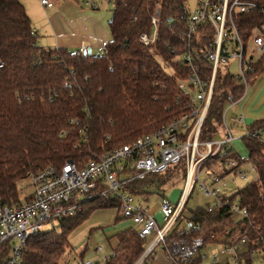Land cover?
Listing matches in <instances>:
<instances>
[{"label": "trees", "instance_id": "trees-1", "mask_svg": "<svg viewBox=\"0 0 264 264\" xmlns=\"http://www.w3.org/2000/svg\"><path fill=\"white\" fill-rule=\"evenodd\" d=\"M113 15L109 21L110 40L98 55L70 52L64 49H44L37 45V36L21 0H0V201L5 206L19 202V184L31 173L48 166L60 167L65 161L85 163L95 156L112 151L155 132L162 125L189 113L187 98L176 79L163 66L177 71L181 66L166 45L177 50L179 7L185 0H110ZM254 2L258 9L235 16V26L246 45L250 32L264 25V0ZM159 9L158 40L152 47L140 44L139 36L151 32L150 18ZM264 34V29H261ZM203 40L195 43L201 47ZM209 77L210 64L198 62ZM247 74L255 78L264 72V53ZM67 83V86H64ZM242 86L227 74L218 71L207 114L198 140L200 143L219 139L227 96L241 97ZM74 120L78 124H71ZM88 142L82 152L72 143L79 132ZM246 152L241 157L231 144L224 157L239 164L251 160L256 175L243 188L229 195L226 207L197 208L191 217L183 210L172 231L176 239H203L204 247L215 244V236L224 228H239L248 234L249 245L238 250V261L253 264L249 259L264 237V118L247 127L240 138ZM209 165V164H208ZM183 164L169 168L164 174L151 175L160 185L172 182L173 175L182 173ZM228 172L225 171L222 176ZM172 180V181H171ZM140 182L125 187L133 195L140 193ZM101 184L92 192L95 197L82 203L71 217L58 221L56 228L28 238L23 246L21 264H64L71 254L69 237L92 214L117 209L116 221L123 220L115 199L101 195ZM237 200L247 209V217H234L229 204ZM198 225L187 234L180 223ZM260 226L254 230V225ZM117 245L103 264H135L142 256L145 241L132 227L115 235ZM8 243L0 244V264L9 253ZM82 251L78 256L83 263ZM151 255L143 263L150 261ZM197 258L193 264H201Z\"/></svg>", "mask_w": 264, "mask_h": 264}, {"label": "built area", "instance_id": "built-area-1", "mask_svg": "<svg viewBox=\"0 0 264 264\" xmlns=\"http://www.w3.org/2000/svg\"><path fill=\"white\" fill-rule=\"evenodd\" d=\"M74 1L97 8L92 0ZM187 2L185 0L179 7L176 25L180 54L176 55L177 50L170 45H166V48L177 57L181 66L170 74L176 78L181 93L187 98L189 113L171 120L153 133L97 155L83 164L65 161L60 167L48 166L29 174L25 180L31 193L25 201L15 202L10 206H5L0 201V244L9 245L4 264H21L20 255L28 238L55 228V223L63 218L74 216L82 203L95 197L92 192L98 184L104 188L102 196L107 200L118 201L121 218L137 229L141 240L145 241L153 236V242L135 264H142L158 245L165 252L169 264H193L197 258H201L203 264L207 260V254L202 252L205 247L201 237L184 241L174 238L172 231L196 188L204 197L212 200L206 204L211 212L214 208L226 207L229 195L233 193L223 190L225 177L231 176L244 181L248 173L256 175L255 165L251 160H246L243 164L229 157L212 161L216 157L226 156L234 140L224 122L228 106L223 114L222 127L224 126L225 133L222 137L219 135V139L204 143H200L198 137L210 105L217 72L229 75L238 86H242L239 100L245 98L250 84L247 78L250 66L264 53V34L260 28H254L245 45L235 26L236 15L258 9L254 2L193 0L192 8L188 7ZM40 3L47 8L52 6L47 0H40ZM261 8L264 13V4ZM158 17L159 9H156L150 18L151 32L139 36V42L143 46L152 47L156 44ZM200 40H203V45L195 47V43ZM250 45L254 47L252 51L249 49ZM200 61L210 64L207 78L198 64ZM235 101V96L229 93L227 103L233 105ZM236 122L245 125L244 114H238ZM70 123L78 124L74 120ZM79 136L71 146L81 153L88 138L82 131ZM180 163L183 164V171L178 175L183 174V188L176 202H171L165 195L160 196L162 225L159 226L155 215L150 214L146 207L136 201V195L124 191L123 187L133 182H140L142 187L145 184L160 185L151 175L164 174ZM244 166L247 170L243 169ZM202 170H205V180L201 179ZM225 171L228 173L222 176ZM228 208L234 217H247V209L237 200L230 202ZM187 222L183 220L180 223L183 233L187 234L191 228L195 231L199 229L198 225H189ZM253 227L254 230L260 228L257 224ZM215 241L221 246L219 251L212 253L209 264H216L219 255H229L228 264H247L238 261V250L250 243L246 232L226 227L221 234L215 236ZM249 259L253 264L256 259L264 260V237L260 239L258 248L250 252ZM82 264L94 263L84 261Z\"/></svg>", "mask_w": 264, "mask_h": 264}, {"label": "rangeland", "instance_id": "rangeland-1", "mask_svg": "<svg viewBox=\"0 0 264 264\" xmlns=\"http://www.w3.org/2000/svg\"><path fill=\"white\" fill-rule=\"evenodd\" d=\"M22 1H26L29 4V7L35 19L39 20L41 18L40 17L41 12L39 11L40 0H22ZM47 1L51 2L53 5L56 4L55 0H47ZM98 2H100L101 9L103 11H107L110 14V20H111L113 15V3H109L107 0H100V1L98 0ZM187 5L189 8H192L193 0H188ZM261 29H264V25L262 26ZM249 49L250 51H252L254 49L253 45H250ZM92 55H98V52L95 53L92 52ZM163 67L168 72L172 71L169 67H165V66ZM227 69L228 68H226V70ZM247 90L248 92L246 98H243L241 100L237 99V101H235L233 105H231L230 103L227 104L228 108L224 116V122L228 127L232 135V138L235 140L233 143V147H235L236 151L239 153L241 157L243 158L245 157L244 159H246L247 157H246L245 149L243 147V143L240 141V138H242V136L246 134V130L248 126L252 125L255 121L264 118V72L255 78H250V84L248 85ZM246 111H248V113L247 115H245L246 116V127H245L243 126V124H238L236 122V116L238 114H246ZM224 131L225 128L223 126L220 128L219 131L220 137H222V135L225 133ZM243 169L247 170V167L244 166ZM204 172L205 170H202L201 173L202 180H205ZM172 178H173L172 179L173 181L171 180L172 182L163 186L158 184L155 185L145 184L140 189V193L136 195V201L141 203L144 207H146L150 214L155 215V218L158 221L159 226L162 225L161 224L162 216L159 209L160 196L165 195L167 198H169L171 202H176L183 188V174L178 175L177 173L173 175ZM254 178L255 176L252 175L251 173H248V177L244 181L233 179L231 176L225 177L223 180L224 186L222 187L223 190L227 193L234 192L238 189L243 188L251 180H254ZM19 189H20L19 201L23 202L25 201L26 197L31 193V189L29 188L28 182L26 180L20 182ZM211 202H212L211 199H207L206 197H204L201 194V192L196 188L192 192L191 196L188 199L187 205L184 208V210L186 211L185 216L187 218H190L192 211H195L197 208H203L206 206L207 203H211ZM117 212H118L117 209L112 207L106 209L104 212L94 213L82 225H80L77 229H75L69 237L71 254L68 256L67 261L68 262L70 261L71 264H76V261L79 260L78 256L85 249L86 251L92 252L93 254L96 255L94 250L98 246H101L103 241H106V239L116 238L115 235L117 233L126 231L133 227L131 223H129L128 221H125V223L123 224L121 223L122 220H120V222L116 221ZM54 227L57 229V232H59L58 222L55 223ZM95 231L97 237L96 236L92 237L90 233ZM152 242H153V236L145 240L144 249L146 250L147 247ZM212 247H213V252H212V248L209 249L204 248V250L202 251L203 254H208L207 255L208 258L203 264H209L210 262L208 261L212 253H214V251L217 252L220 249L219 246H212ZM158 248H160V245L156 246L155 250H157ZM104 256H105L104 253L101 255L99 254L96 255L99 261H101ZM224 257L229 258V255H219L216 262H220L221 259H223ZM86 261H91V260H86ZM91 262H95V260ZM254 264H264V260L256 259Z\"/></svg>", "mask_w": 264, "mask_h": 264}, {"label": "crops", "instance_id": "crops-1", "mask_svg": "<svg viewBox=\"0 0 264 264\" xmlns=\"http://www.w3.org/2000/svg\"><path fill=\"white\" fill-rule=\"evenodd\" d=\"M55 1L56 4L54 5L50 2L52 6L49 8L42 6L41 3L39 4L41 7H39V11L41 12V18L37 20L35 19L29 7V4L26 1L21 0L26 10V13L30 18L33 31L37 36V45L44 49L58 48L68 50L70 52L84 53H88L87 50H90L91 55L92 52H98V54H100L104 44H106L110 40L108 26L110 14L107 11H103L101 9L100 2H98V0H92L97 6L96 9H93L88 6H84L80 3H77L74 0ZM107 1L109 3H112L110 0ZM248 111H246V114H244V116L247 115ZM243 126L246 127V116L245 125ZM121 223L123 224L125 223V221L122 220ZM95 233L96 231L90 233V235L92 237H95L97 235ZM102 245L98 246L94 250L96 255H101L104 253L105 256L102 258L101 261H99L98 257H96L95 254L86 251L85 249L82 259L83 262L86 260H95V262H93L94 264H103L105 259L112 254L113 249L116 247L117 239H106V241H103ZM212 246H219L220 248L221 244H219V242H216L215 244L207 245L205 249L212 248L213 252ZM229 262L230 259L228 257H224L223 259H221L220 262H216V264H228ZM67 263L71 264L70 261H67ZM76 264H81V261L77 260ZM142 264L169 263L166 260L165 252L161 248H158L157 250H154L152 252L150 261L148 263Z\"/></svg>", "mask_w": 264, "mask_h": 264}, {"label": "water", "instance_id": "water-1", "mask_svg": "<svg viewBox=\"0 0 264 264\" xmlns=\"http://www.w3.org/2000/svg\"><path fill=\"white\" fill-rule=\"evenodd\" d=\"M88 54H90V50H87Z\"/></svg>", "mask_w": 264, "mask_h": 264}]
</instances>
